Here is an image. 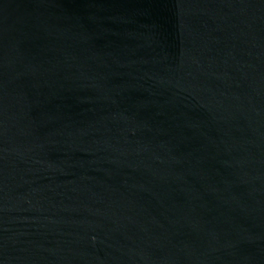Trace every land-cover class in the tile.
<instances>
[{
  "label": "water",
  "instance_id": "obj_1",
  "mask_svg": "<svg viewBox=\"0 0 264 264\" xmlns=\"http://www.w3.org/2000/svg\"><path fill=\"white\" fill-rule=\"evenodd\" d=\"M0 264H264V0H0Z\"/></svg>",
  "mask_w": 264,
  "mask_h": 264
}]
</instances>
